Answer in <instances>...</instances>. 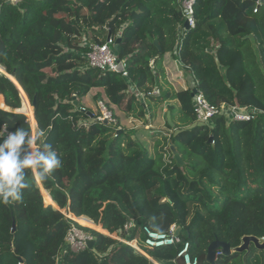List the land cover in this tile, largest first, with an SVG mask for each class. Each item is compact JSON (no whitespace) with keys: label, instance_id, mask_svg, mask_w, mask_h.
<instances>
[{"label":"trees","instance_id":"16d2710c","mask_svg":"<svg viewBox=\"0 0 264 264\" xmlns=\"http://www.w3.org/2000/svg\"><path fill=\"white\" fill-rule=\"evenodd\" d=\"M195 1L196 24L186 28L179 0H0V67L7 74L0 73V133L23 127L32 136L26 115L15 112L24 93L35 102V136L43 133L36 148L51 144L62 161L45 180L26 170L22 200L0 203V264H184L178 256L186 242L194 260L215 240L234 249L244 237L264 239V0ZM109 37L120 40L114 51L127 77L89 65L90 47ZM166 55L193 78L191 88L168 86ZM194 90L215 106L256 110L255 118L201 125ZM89 94L115 125L91 117L82 106ZM172 101L179 109L174 115L167 107L173 126L166 118L168 134L154 154L113 109L148 125ZM45 192L58 208L46 205ZM60 210L136 240L147 256L77 223L94 246L65 252L72 223ZM130 221L136 227L126 233ZM172 226L181 227V244L145 247L144 227L168 233ZM217 264H264V252L252 246L248 255H220Z\"/></svg>","mask_w":264,"mask_h":264},{"label":"built area","instance_id":"2783aa9c","mask_svg":"<svg viewBox=\"0 0 264 264\" xmlns=\"http://www.w3.org/2000/svg\"><path fill=\"white\" fill-rule=\"evenodd\" d=\"M179 2L182 5L183 14L186 19V23H188V27L194 28L196 24L194 18V6L196 1L179 0ZM115 46L116 42L111 37L107 38L106 42L103 45H92L90 47V52L87 54V60L92 68H96L102 73H118V69L122 65L124 68L123 75L127 77V73L125 71V63L124 61L120 60L115 53ZM99 104L102 108V116L91 114V117H95V119L99 122L104 123L105 121H107L110 126L115 125L116 119L114 118L112 112L108 110L102 102H100ZM194 108L198 123L209 128L212 127L214 120L219 117H224L227 122H247L254 119L257 113L256 110L251 111L245 107H241L240 105H229L226 103H223L219 106L212 105L206 100L204 95L199 92L194 96ZM118 130L121 131L120 128ZM60 211L72 223L65 239V252L70 251L73 254H79L89 249L88 244L93 241L92 236L73 224H79L76 220V217L72 216L66 211ZM135 227L136 225L134 221H130L125 227L126 233L130 232ZM176 228L177 226H172L168 233H155L152 232L149 228L144 227L143 231L147 237L145 240V247L147 249H154L164 246H176L178 244H181L182 241L180 236H176ZM109 236L114 238L115 240H118L122 244H126L138 253L147 256L145 249L140 247L136 240L129 241L115 235ZM190 251L191 244L190 242H186L184 243L183 249L179 253L178 257L183 259L184 264H198V258L193 260ZM220 255L221 252L218 251L217 256L219 257Z\"/></svg>","mask_w":264,"mask_h":264},{"label":"clouds","instance_id":"9594fccd","mask_svg":"<svg viewBox=\"0 0 264 264\" xmlns=\"http://www.w3.org/2000/svg\"><path fill=\"white\" fill-rule=\"evenodd\" d=\"M42 137L43 133L31 136L30 130L23 127L0 133V203L22 200V190L28 187L26 170H32L45 180L54 169L62 166L51 144L43 143V150L33 147L37 141L42 142Z\"/></svg>","mask_w":264,"mask_h":264},{"label":"rangeland","instance_id":"374dc122","mask_svg":"<svg viewBox=\"0 0 264 264\" xmlns=\"http://www.w3.org/2000/svg\"><path fill=\"white\" fill-rule=\"evenodd\" d=\"M170 60H171V62H174V63H171V64H174V66H175L174 67L172 65L173 66L172 67V70H174L175 72L181 70L182 66L179 64V62H176L175 61L176 59L172 61V58H171ZM170 60H169V62H170ZM0 73L3 74V70H0ZM184 76H185V80L187 82L189 81V83L191 84V81H192L191 79H193V78L190 75H189L188 78H186V75H184ZM166 82L168 83V86H170L171 88L175 89L174 88L175 83L169 84V82L167 80V75H166ZM164 83H165V81H164ZM22 94H23V105H22V108L24 107V103L25 104H28V106L31 108L32 105H31L30 100L27 98V96L24 93H22ZM140 99L142 100L141 96H140ZM147 103L150 106L152 105V103H151L150 100H147ZM2 105H4V104L1 102L0 103V107H2ZM82 106L85 109H88L91 112H93L94 115H96V116H102V108L100 107V104L99 103H95L93 101V94H89L87 97H85L82 100ZM113 109L116 111L117 116L120 118V125H121L122 128L127 129V130H136V131H139L140 130L139 131L140 133L137 134L138 139H140V141L143 143V145L149 149V152L151 154H154L155 151H158L160 149V147H162V144H163L162 143V139L165 138L164 133L165 134H168V130H167L166 126H165V114L162 111H161V114L159 115V117H160L159 123L156 122L157 118H159L158 117V114H157V118L155 120L150 121L148 123V125H144L142 121H139V120L135 119L134 117H131L130 114L123 113V112L117 110L116 108H113ZM178 109H179V107L177 106V104H175V112H174V115L177 114V110ZM159 110H158V113H159ZM32 111L34 112L33 107H32ZM33 116H34V113H33ZM26 117L28 118V120L30 121L31 126H32V136H35L36 130H37L36 129V124L33 127V123L31 122V120L29 119V117L27 115H26ZM35 123H36V121H35ZM156 128H160L161 130L156 129ZM33 147L36 148L35 145ZM43 190L44 189L41 188L42 193H43ZM46 203H47V201H46ZM48 204H46V205H48ZM62 211H64V210H62ZM78 223L80 225H82V226H85V225L81 224L80 222H78ZM85 227L86 228H90V227H87V226H85ZM96 227H99V226H96ZM99 228H101V227H99ZM90 229L96 230V228H92V227ZM103 233H105V232H103Z\"/></svg>","mask_w":264,"mask_h":264},{"label":"water","instance_id":"95a60500","mask_svg":"<svg viewBox=\"0 0 264 264\" xmlns=\"http://www.w3.org/2000/svg\"><path fill=\"white\" fill-rule=\"evenodd\" d=\"M185 26H186V28H189L188 27V23H186ZM119 43H120V40H117L115 49H118V44ZM156 45H157V43H156ZM159 52L161 53V50L160 49H159ZM153 66H154V63L151 64V67H153ZM123 70H124V68L121 65L119 67V69H118V73H123ZM3 74L4 75H7L4 71H3ZM8 77L11 80L14 81V77L13 76H8ZM16 85H17V83H16ZM197 93H198V91L197 90H194L192 92V97L194 98V96ZM34 107H35V102L33 103V108ZM22 109L17 110L15 112L16 113H22L21 112ZM22 114H24V113H22ZM167 121L169 122V124L171 126H173V123H172V120H171V113L170 112L167 113ZM104 124L109 125L107 121H105ZM119 133H121V131H119ZM209 141H210V143H213V141H214L213 140V137H211ZM170 149L172 151V154H173L175 160L177 161V165L178 166H183L184 165V162L182 161L181 157L177 154L174 146H171ZM37 179H38V177H37ZM38 184L41 187V184L39 182V179H38ZM180 234H181V227L180 226H177V228H176V236H180ZM107 236H109V235L107 234ZM93 246H94V241H91L88 244V248L89 249H92ZM252 246H254L258 251L264 252V239L261 240V239L256 238V237L247 236V237H244L242 239V244L239 247L234 248V249H232L231 248V245L229 243H227V242H223V241H220V240H215L214 242H212L209 245L207 253L205 255L201 256L200 258H198V264H202L204 261H207L210 264H217V260H218L217 252L218 251H220L221 252V255H223L225 257H230L233 254H244V253H246L248 255L251 252V247ZM244 260H245V258H244Z\"/></svg>","mask_w":264,"mask_h":264},{"label":"crops","instance_id":"0c3cea01","mask_svg":"<svg viewBox=\"0 0 264 264\" xmlns=\"http://www.w3.org/2000/svg\"><path fill=\"white\" fill-rule=\"evenodd\" d=\"M172 58V61L175 60V58H173L171 55H166L165 56V61L163 63V67L165 69V74L167 75V80L169 82V84H173L175 83V86H174V90L175 91H184V90H187L188 88H191L193 86V80L191 81V84L189 83V81L187 82L185 80V76L186 75V78L189 77V74L186 73V71H184L182 68L181 70L179 71H174L172 70V67L174 66V64H171V63H174V62H171V59ZM170 60V62H169ZM176 62H178L177 60H175ZM173 65V66H172ZM175 67V66H174ZM176 70V69H175ZM184 77V78H183ZM188 84V85H187ZM187 85V86H186ZM134 92V88H132V90ZM142 100H143V96L140 95ZM175 104H177V106L179 107V103L177 101H172V102H167L166 104H164L163 106L160 107V110H159V113H158V117L159 115L161 114V111L165 114V120L167 118V113H169L167 107L168 106H173L175 108ZM113 108H116V107H113ZM117 109V108H116ZM118 110V109H117ZM117 115V113H116ZM159 118H157L156 122L159 123ZM156 129H159L161 130L160 128H156ZM140 131V130H139ZM164 135L166 136V134L164 133ZM48 194L47 192L44 193V197L45 195ZM46 199V198H45ZM47 203H49L50 205H53L54 207L58 208L54 202H52V199L51 197L49 196V200H46ZM78 222H80V219H76ZM87 225L89 226H93L95 227L94 224H92V222L90 221H87ZM88 227V226H87ZM98 230V229H96ZM102 230V229H101ZM101 230H98L101 232Z\"/></svg>","mask_w":264,"mask_h":264},{"label":"bare ground","instance_id":"6f19581e","mask_svg":"<svg viewBox=\"0 0 264 264\" xmlns=\"http://www.w3.org/2000/svg\"><path fill=\"white\" fill-rule=\"evenodd\" d=\"M0 70H3L4 71V69L2 68V67H0ZM5 72V71H4ZM15 81V80H14ZM17 86V85H16ZM20 90H21V88H19ZM26 97V96H25ZM21 112L22 113H24L25 115H27L28 117H29V119L31 120V122L33 123V127L35 126V119H34V116H33V111H32V107L30 108L29 106H28V104H24V107H23V109L21 110ZM45 198H46V200H49V194H46L45 195ZM48 204V203H47ZM49 205V204H48ZM152 260V259H151Z\"/></svg>","mask_w":264,"mask_h":264}]
</instances>
